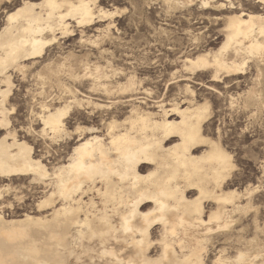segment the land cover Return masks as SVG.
<instances>
[{
    "label": "bare ground",
    "instance_id": "6f19581e",
    "mask_svg": "<svg viewBox=\"0 0 264 264\" xmlns=\"http://www.w3.org/2000/svg\"><path fill=\"white\" fill-rule=\"evenodd\" d=\"M161 1L167 15L171 10L183 11L179 25L185 24L184 33L196 47L203 48L185 58V69L211 71L212 80L220 81L245 74L252 63L256 74L244 94V106L264 111V0ZM99 2L21 0L7 12L0 27V128L5 130L0 134V178L31 177L49 186L36 202V212L6 217L0 207V264H202L203 253L216 233L224 245L213 264H264V198L256 197L261 188H232L233 154L220 139L204 133L210 103L187 99L167 106L154 101L156 112L150 105L133 104L124 119L107 122L103 135L96 126L78 123L69 129L67 118L74 106L95 102L79 99L68 87L69 100L58 97L57 105L42 104L37 116L42 127L35 130L53 143L76 135L67 159L50 168L35 155L33 144L19 138L10 116L14 109L7 106L14 84L12 71L23 73L38 64L59 34L73 35L74 27L110 20L103 31L111 37L113 19L120 13ZM153 2H129L133 10L140 5L137 24L141 28L147 23L145 6ZM213 29L217 30V42L206 38ZM104 66L83 59L74 60V64L54 61L44 63L34 74L42 83L53 84L61 72L80 79L81 69L82 77L93 81V90L135 92V74L113 86L107 83L111 75ZM188 85L186 91L193 94ZM198 149L201 151L196 152ZM207 200L217 205L209 214ZM157 226L160 237L154 240ZM154 242L160 250L153 256L150 249ZM228 247L235 249V255L226 253Z\"/></svg>",
    "mask_w": 264,
    "mask_h": 264
},
{
    "label": "rangeland",
    "instance_id": "374dc122",
    "mask_svg": "<svg viewBox=\"0 0 264 264\" xmlns=\"http://www.w3.org/2000/svg\"><path fill=\"white\" fill-rule=\"evenodd\" d=\"M128 1L100 0L99 2L102 7L112 8L111 10H117L118 14H121L113 19L114 25L110 31L111 37L103 31L110 20L98 22L91 27H74L73 35L64 36L59 34L58 41L47 48L44 55L45 58L43 60L38 59L40 60L38 64L28 68L23 73L21 71H12L14 84L7 106L11 111L14 109L10 116L18 129L19 138L33 144L36 151L35 155L41 157L50 168L54 164L64 162L67 159L78 139L76 135L64 141L60 140L58 143H53L48 138L38 136L35 130H40L42 127L37 120L42 104L47 102L48 104L57 105L59 98H61V101L69 100L72 94L68 92V87L76 93L79 99L84 98V100H87L91 98L95 103H98V105L93 102L88 104V101H85L81 106H74L67 118L69 129H74L79 124L82 126H96L103 135L106 134L105 126L107 122L111 121L112 118H118L117 120L124 119L133 104L141 105L144 108L150 105L156 112L158 109L153 107L154 101H163L167 106L177 102L182 104L187 99L196 102L206 101L210 103L211 113L205 122L204 133L216 141L220 139L225 148L233 154L236 168L233 172L232 188L244 191L247 188L259 185L258 189H261L257 191L256 197L262 196L264 198V111L261 112L253 107L247 108L244 106V94L252 86L254 75L256 74L255 65L250 63V66L245 70V74L237 78H222L220 81L212 80L213 73L211 71L189 72L184 66L185 58L196 55L203 48L199 49L200 47H196L191 41L192 37L184 33L182 28L186 27L185 24L179 25V21L183 19L181 17L183 11L171 10L172 12H168L169 15H167L163 2L161 0L156 2L155 0L151 5L145 6L147 8L144 9L143 17L147 19V23L145 22L146 26L142 25L141 28L137 24V19L140 17L137 10L140 9V5L138 6L139 8L137 7L136 10H133L134 7L129 4L131 1L139 4L140 0ZM20 2L21 0H16L12 3L0 2V27L5 23L7 12L18 6ZM129 20L131 23L128 22ZM217 36V30L213 29L206 38L216 40ZM221 41L222 39L218 43ZM214 47H217V44ZM102 48L105 51H102ZM74 55L76 58L73 57ZM53 59L55 62L67 61L72 64H74V60L76 62V60L83 59L91 64L105 65L104 67H108L105 69H108L107 72L111 75L107 79V83L110 82L113 86H116L117 83L125 82L127 77L135 74L136 76H134L138 80L136 85L138 90L136 89L132 93H121L117 89H113L114 93H107L103 89L93 90L91 88V82L93 81L90 78L82 77L84 71L81 69H78L80 79L70 76L67 72H61L58 76L60 80L57 78V81L53 84L42 83L34 73H37L44 63L54 62L52 61ZM110 67L111 69H109ZM187 85L194 91L193 94L186 91ZM221 93L222 95H220ZM139 100H145L146 103H142ZM242 107H245V109H242ZM4 132L5 130L0 128V134ZM201 149L196 152H200ZM145 171L146 169L143 170V172ZM11 181L0 178V207L6 217L20 216L26 212H36L37 203L48 191L49 186L46 187L40 181H32L31 177L15 178ZM8 184H10V188L7 187ZM7 188L10 192L7 191ZM204 203L207 207L206 214H209L210 210L217 206L209 200ZM215 235L213 236L212 244L209 242L208 248L204 251L206 254L203 253L205 262L203 261L202 264H213L224 245L222 244V239L217 237V233ZM159 237L160 228L157 226L154 229L153 239L158 240ZM155 242L150 249V253L153 256L160 250L159 245ZM226 253L233 256L235 255V249L228 247Z\"/></svg>",
    "mask_w": 264,
    "mask_h": 264
}]
</instances>
